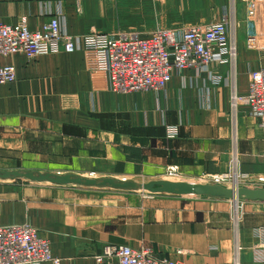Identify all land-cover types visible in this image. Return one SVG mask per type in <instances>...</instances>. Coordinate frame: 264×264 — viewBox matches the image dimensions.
Returning a JSON list of instances; mask_svg holds the SVG:
<instances>
[{"label": "crops", "instance_id": "crops-1", "mask_svg": "<svg viewBox=\"0 0 264 264\" xmlns=\"http://www.w3.org/2000/svg\"><path fill=\"white\" fill-rule=\"evenodd\" d=\"M120 1V7L157 3ZM113 5L112 0H0V24L25 17L34 31L56 17L72 37L124 32L113 23ZM193 7L198 8L193 18L184 17ZM209 9L213 17H207ZM228 9V0H163L160 7L169 18L183 15L173 21L177 28L168 29L216 23ZM235 20V90L244 96L250 73L264 68V15L247 25L237 0ZM248 32L261 50L248 47ZM6 65L15 68L16 80L0 85L1 171L186 183L224 180L235 165L242 176L264 179L259 121L243 104L234 119L229 113V65L213 62L206 71L174 72L165 90L129 95L110 91L92 51L52 54L44 46L32 60L0 58V66ZM215 77L219 84L210 80ZM167 127H176L178 136L167 138ZM107 188L0 180V226L30 225L60 264H96L94 257L107 244L148 248L157 258L183 264H261L253 259L256 247L264 245V201L164 193L145 200L136 192L118 197L93 192Z\"/></svg>", "mask_w": 264, "mask_h": 264}, {"label": "built area", "instance_id": "built-area-1", "mask_svg": "<svg viewBox=\"0 0 264 264\" xmlns=\"http://www.w3.org/2000/svg\"><path fill=\"white\" fill-rule=\"evenodd\" d=\"M245 8V21L249 25L261 22L264 0H238ZM229 0L227 14L216 23L189 26L180 29L156 28L142 36L135 32L115 34L89 33L81 37L65 34L56 17H50L37 30H30L27 19L22 17L15 24H0V58L23 55L32 60L41 55L45 46L49 53L92 51L97 66L109 82L110 91L116 95L160 92L165 90L174 72L206 71L216 62L231 69L229 113L235 118L240 105L248 108L250 116L259 121L264 132V68L253 70L246 95L235 90V66L237 59L235 4ZM260 23H256L258 27ZM247 44L257 47L256 35L247 33ZM16 80L13 66H0V85ZM219 84V78L210 79ZM167 138L178 136L176 127L166 128ZM235 165L230 175L235 176ZM237 176V174H236ZM208 180L207 177L202 178ZM263 180V179H261ZM237 231L240 214L232 216ZM264 236V228L260 230ZM96 264H183L166 258H157L148 248L132 249L129 246L107 244L94 257ZM257 263L264 264V245L257 246ZM60 264L51 251L49 242L28 224L0 226V264ZM234 264H238V261Z\"/></svg>", "mask_w": 264, "mask_h": 264}, {"label": "rangeland", "instance_id": "rangeland-1", "mask_svg": "<svg viewBox=\"0 0 264 264\" xmlns=\"http://www.w3.org/2000/svg\"><path fill=\"white\" fill-rule=\"evenodd\" d=\"M162 1L163 0H157V3L152 2V5H150L149 3L147 4V2L145 1H138L140 3H137L135 6L126 7L124 4L123 7H120L123 4L121 3L120 0H112V4H115L113 5L114 8L113 23L119 26L118 31L135 32L141 34L142 36L146 35L147 33H150L152 30L156 28H162V29L177 28L176 25H178L179 23L174 25L173 21L175 22L178 21L177 19L183 17V15L181 14L172 15L171 18H173V20L171 21L169 20L170 22L167 21L168 16L164 15L160 10ZM228 5H229V0H228ZM197 9H198L197 7H193L191 13L192 15L185 14L184 17L193 18L192 16H194L193 14H195L194 12ZM207 11L210 13L209 14L207 12V17H211L212 12L210 11V9ZM236 170L237 169H234V172H236ZM14 181L22 182L21 180H14ZM138 183L145 184L147 182H138ZM186 183L209 185V186H220L224 189H233L234 187L247 188V189H264V179L261 180L258 178L257 180L242 176L238 172V170H237V176L236 174L235 176L234 174L229 175L224 180H213V178L210 179V177H208V180L199 179ZM93 192L99 194L100 196H109V197H114V196L118 197L120 194L136 192L138 194H141L140 196L144 197L145 200L149 199L152 196V194H156V193H151L150 191L144 189H135V190L129 189L123 192H118V191H113L110 188L109 189L107 188L101 190L98 189ZM225 200L232 201L231 199H225ZM244 201L245 200H241L239 202H244Z\"/></svg>", "mask_w": 264, "mask_h": 264}, {"label": "water", "instance_id": "water-1", "mask_svg": "<svg viewBox=\"0 0 264 264\" xmlns=\"http://www.w3.org/2000/svg\"><path fill=\"white\" fill-rule=\"evenodd\" d=\"M2 180H21L32 183L47 182L56 185H77L85 187H110L119 190L144 189L151 193H164L179 196H207L212 198L231 199L234 202L264 201V189H247L234 187L224 189L220 186H209L189 184L184 182L157 181L145 184L133 182L118 183L113 179H102L100 181L80 178L72 175H54L47 173H32L25 171H0Z\"/></svg>", "mask_w": 264, "mask_h": 264}]
</instances>
